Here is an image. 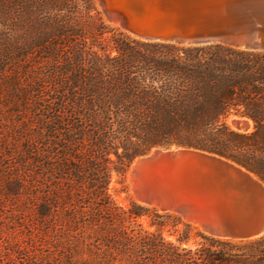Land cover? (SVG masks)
<instances>
[{
  "label": "trees",
  "instance_id": "obj_1",
  "mask_svg": "<svg viewBox=\"0 0 264 264\" xmlns=\"http://www.w3.org/2000/svg\"><path fill=\"white\" fill-rule=\"evenodd\" d=\"M94 20L96 31L83 26ZM114 30L95 0H0V50L16 69L0 86L12 89L0 111L13 117L0 196L27 197L48 248L35 256L17 248L22 264H264V235L217 238L177 214L115 198L128 191L133 161L155 147L214 153L264 181V50ZM180 223L168 239L165 229ZM10 261L0 254V264Z\"/></svg>",
  "mask_w": 264,
  "mask_h": 264
},
{
  "label": "water",
  "instance_id": "obj_2",
  "mask_svg": "<svg viewBox=\"0 0 264 264\" xmlns=\"http://www.w3.org/2000/svg\"><path fill=\"white\" fill-rule=\"evenodd\" d=\"M97 1L106 20L138 39L264 50V0ZM232 122L249 127L246 119ZM129 175L144 203L138 202L177 214L207 235H264V181L230 159L189 147H155L133 161Z\"/></svg>",
  "mask_w": 264,
  "mask_h": 264
},
{
  "label": "rangeland",
  "instance_id": "obj_3",
  "mask_svg": "<svg viewBox=\"0 0 264 264\" xmlns=\"http://www.w3.org/2000/svg\"><path fill=\"white\" fill-rule=\"evenodd\" d=\"M97 3V6L99 10L101 11V8L98 4V1L95 0ZM102 14V11H101ZM103 20L110 25L111 27H115L116 30L114 32L118 34L119 30L125 32L123 29H121L118 24H111L109 21H107L103 14H102ZM83 26L90 31H96V27L98 26L94 20V23H88L83 21ZM51 26V25H50ZM52 27V26H51ZM53 32V31H50ZM113 32H107L106 36L111 35ZM127 33V32H125ZM128 34V33H127ZM53 35V33H51ZM130 35V34H129ZM131 36V35H130ZM133 37V36H131ZM13 61H15L13 55H9L7 51H1L0 50V68L3 67L2 71L0 72V86L4 81H8L10 79V76L15 72V66L13 64ZM4 85V84H3ZM5 86V85H4ZM11 88L9 86H5L4 88L0 89V103L9 101L7 95L9 96L11 93ZM4 96V100L1 97ZM7 97V98H6ZM2 115L0 118L5 119L4 126L0 125V159L3 152V148L7 145L8 149V143L11 139L6 140L5 139V133L7 132L5 129H8L9 126H11L13 123L11 122L13 120V117L9 114V108L8 107H2L1 111ZM233 121V119L231 120ZM233 126L236 127V125ZM3 127V128H2ZM237 128V127H236ZM252 126L249 123V127L247 130H251ZM239 129V128H238ZM241 130V129H240ZM18 142H21V138H17ZM19 144V143H17ZM130 170V168H129ZM129 170L127 173V184H128V191H121L115 195L116 201L121 204L128 206L130 204L131 197L133 199H136L135 194L133 190L131 189V184L129 180ZM2 184L3 181L0 182V191H2ZM116 187H120L121 185L119 183H114ZM3 192V191H2ZM2 192H0V195H2ZM163 213L162 211H159ZM32 209L31 206L28 205V199L25 195L21 196L19 200H15L13 198L7 197L6 199H3V197L0 196V254L5 257V260H11V264H22L21 257L28 254L30 252L35 256L36 254H41L43 250L47 251V246L43 245L42 242L39 239L38 234L36 233V228H34V225L32 223ZM140 222L143 223V225L147 228L153 229L150 225V218L147 216H144L140 219ZM185 225L183 223H180L176 226L170 225L168 228L165 229V235L168 239L175 241L179 232L175 230H184ZM171 230V231H169ZM171 232H174L171 234ZM192 238L189 242V246L197 247L198 243L202 241V239L196 235V231L192 230L191 232ZM8 241V242H7ZM7 242V243H6ZM10 243L11 249H7V244ZM17 248L19 249H25V251H22V253H25L24 255L18 254ZM35 250L36 253L33 252ZM35 254V255H34ZM32 256V255H31ZM3 259V258H2Z\"/></svg>",
  "mask_w": 264,
  "mask_h": 264
},
{
  "label": "bare ground",
  "instance_id": "obj_4",
  "mask_svg": "<svg viewBox=\"0 0 264 264\" xmlns=\"http://www.w3.org/2000/svg\"><path fill=\"white\" fill-rule=\"evenodd\" d=\"M108 21V20H107ZM249 122V121H248ZM250 123V122H249ZM129 180H130V182H131V185H132V175H129ZM132 190H133V187H132ZM133 192H134V190H133ZM134 194H135V197H136V199L137 200H139L141 203H144L139 197H138V195L134 192ZM163 211V210H162ZM185 220H187V219H185ZM188 221V220H187ZM197 225H199L201 228H203L202 227V225H201V223H199V222H197L196 223Z\"/></svg>",
  "mask_w": 264,
  "mask_h": 264
}]
</instances>
